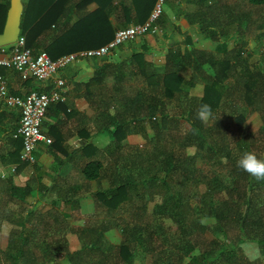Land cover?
I'll list each match as a JSON object with an SVG mask.
<instances>
[{
    "label": "trees",
    "instance_id": "obj_1",
    "mask_svg": "<svg viewBox=\"0 0 264 264\" xmlns=\"http://www.w3.org/2000/svg\"><path fill=\"white\" fill-rule=\"evenodd\" d=\"M186 2L189 28L216 42L215 51L195 48L187 35L189 47L181 50L175 44L167 49L164 71L158 73L159 65L145 56L162 49L156 34L146 35L139 38V52L129 59L96 67L85 87L108 80L115 84L110 91L101 88L104 104L96 105L102 119L99 130L109 142L98 149L85 140L72 154L61 149L66 159L55 157L54 162L60 167L74 166L63 179L64 187L57 183L36 186L32 176L23 187L0 179V222L10 225L0 264H57L60 260L69 264H264V181L237 166L246 152L264 159V55L252 65L251 54L243 49V43L258 31L264 36V0ZM243 3L252 7L253 13L243 9ZM60 5L59 0H41L39 5L27 0L24 4L20 35L33 54L45 52L55 60L98 48L113 38L115 28H110L107 20L111 11L104 10L99 11L104 25L99 39L88 38L95 36L93 28L88 27L86 36V27H81L73 39L77 43L73 42L68 37L79 29L74 25L43 45L50 26L67 14ZM8 7L9 1L0 3V33ZM151 11H146L144 18ZM136 12L141 19L143 10ZM155 24L163 28L166 18ZM175 31L180 33L177 27ZM132 78L134 83L129 84ZM33 82L29 79L23 84L30 88ZM198 85L201 95H191ZM34 90L40 93L47 88L39 84ZM203 104L211 107L207 120L198 117ZM251 112L261 123L256 132L246 124ZM229 119L235 125L231 133L226 123ZM180 121L189 126L182 139L177 137ZM17 127L4 128L7 157L2 162L17 165L15 174H20L28 164L21 156L22 141L13 138ZM147 128L153 136H148ZM138 136L145 140L143 145L132 141ZM58 141L48 146L49 153H56ZM75 157L83 161H73ZM199 160L210 167L209 174L205 169V175H200ZM199 184L205 186L204 191L191 193V187ZM52 192L56 193L53 199L34 200L29 210L28 198ZM80 197L91 199L94 214L103 217L68 227L58 214L63 211L35 210L45 201L78 209ZM149 201L155 202L150 213ZM202 220H211L212 225H204ZM71 232L79 241L74 252L66 241ZM115 232L116 243L109 238ZM208 232L215 237L208 239ZM247 242L259 248L260 256L254 261L241 253V245Z\"/></svg>",
    "mask_w": 264,
    "mask_h": 264
},
{
    "label": "crops",
    "instance_id": "obj_2",
    "mask_svg": "<svg viewBox=\"0 0 264 264\" xmlns=\"http://www.w3.org/2000/svg\"><path fill=\"white\" fill-rule=\"evenodd\" d=\"M7 1L10 0H0V3L6 5ZM21 1L24 6L27 0ZM50 1L48 0V2ZM157 1L158 0H59L61 3L60 8H64L67 14L65 17L63 16L56 25L53 24L50 26L48 38L44 39L43 45H46L47 42H51L53 37L62 35L74 25L79 27V29L77 28L75 32L68 37L73 42L77 43V39L76 41L73 39L80 34L81 27H86L84 28V34L86 36L88 27L89 29L93 28L92 32L95 36L88 38L93 41L99 39V35L104 33V25L99 11H111L107 17L108 26L110 28H115V32L128 26L141 25L147 21L151 13L150 12L148 16L144 18L145 15H147L146 11L153 10ZM40 2L41 0H35V4L37 5H39ZM164 3L161 17L166 18V24L163 28L158 26L160 32L158 45L162 51L155 55L147 54L145 56L147 60H153L159 65L156 69L158 73H163L164 71V54L167 49L175 44L179 46L181 50L189 47L185 44V37L187 35L191 36L192 45L197 49L214 52L217 47L216 42L205 39L200 35H195V29L189 28V24L185 19L186 0H165ZM137 9L143 10L141 19L137 18ZM88 17H92L95 20L87 19ZM83 19L86 20L85 23ZM176 27L179 28L180 33L175 31ZM164 35H166V37H164ZM136 51L139 52L138 49L133 50L129 46L123 45V47L117 48L102 59L78 60L62 72L61 76L66 82L63 92L65 101L50 106L42 124V133L51 139V144L56 141V139L59 140L57 142V144H59L58 150L56 153H49L47 149L50 144L46 145L44 143H39L34 152L35 164L33 166H27L20 174H15V178H11V182L15 186H24L27 180L32 176L36 186L41 184L49 187L57 183L64 187L65 184L63 179L74 171V166L68 163L60 167L54 162L55 157H60L63 160L66 159L63 157L65 154L61 152V149L66 150V152H68L67 154H72L73 150L79 148L85 140L98 149H103L108 144L109 139L107 135L99 130V127H102V119L99 117L96 105L104 104L103 99L105 96L101 95V88L110 91L112 86H115L114 81L108 80L101 84H92L90 87L85 86L89 83V79L94 74L96 67L104 63L116 65L122 60L129 59L131 54ZM0 73L6 80L8 91L10 93H19V97L36 91L34 87L39 86L38 83L33 82L30 88L26 87L23 81L20 80L18 75L11 69H1ZM132 83H134L133 78L129 84ZM88 88H90V92L87 91ZM18 118L19 113L17 110L7 108L0 101V165L8 166L4 165L2 162L7 157L4 128L10 127L11 125H18ZM77 160L83 161V158L75 157L73 159V161ZM71 178H73V175ZM55 196L56 193L52 192L51 194H43V197L40 198L38 193L33 199L41 201L45 200L43 198L47 197V199H53ZM82 198L87 199V197H80L79 201Z\"/></svg>",
    "mask_w": 264,
    "mask_h": 264
},
{
    "label": "built area",
    "instance_id": "obj_3",
    "mask_svg": "<svg viewBox=\"0 0 264 264\" xmlns=\"http://www.w3.org/2000/svg\"><path fill=\"white\" fill-rule=\"evenodd\" d=\"M165 0H158L147 21L141 25H132L117 30L113 38L106 44L95 48L63 55L55 60L49 58L45 52L33 54V50L26 47L25 37L20 35L17 40L6 46H0V70H13L20 80L33 79L43 85L45 92H30L19 97L10 95L6 80L0 73V101L9 109L19 113V123L13 138L22 141L21 156L28 166L35 164L34 152L39 143L51 144V139L42 133V124L47 110L51 105L65 101V80L62 72L78 60L102 59L115 51L120 45L138 40L146 35L158 34L159 28L155 24L163 13ZM17 165H0V179L5 180L9 173H15Z\"/></svg>",
    "mask_w": 264,
    "mask_h": 264
},
{
    "label": "rangeland",
    "instance_id": "obj_4",
    "mask_svg": "<svg viewBox=\"0 0 264 264\" xmlns=\"http://www.w3.org/2000/svg\"><path fill=\"white\" fill-rule=\"evenodd\" d=\"M236 1V0H235ZM245 2V1H243ZM165 4V3H164ZM243 9H246L247 11H250L253 13L254 9L252 7H250L249 5L247 6L246 3H243ZM151 14V13H150ZM262 32L263 31H258V33H256V35H253L250 37L249 40L245 41L246 43H243V49L245 50L246 53H250L251 57L249 59V62L252 65H257L260 61V58L264 55V36H262ZM156 38L158 37V39L160 38V32L158 31V34H156ZM139 40H135L132 43H129L130 45L133 44V46H131L130 48L133 49H139ZM129 44H125L129 45ZM234 47L233 45V41H231L229 43V48L232 49ZM202 93V87L200 85H198L197 87H195L193 90L190 91V94L193 96H199ZM171 109V108H170ZM229 122V124H228ZM228 122L226 121L227 125H228V132L231 133L235 130V125L234 123L231 122V120L229 119ZM246 124L247 126L254 132H256L259 127H260V120L258 118V116L251 112L249 113V115L246 117ZM189 130V126L184 122V121H180V125H179V131L177 134V137H181V139L183 138V136L186 135V133ZM147 133L148 136L151 137L154 135V132L151 131L150 129L147 128ZM136 143H139V145H143L144 144V139H142L140 136H138L137 138H133L132 141H135ZM132 141H130L132 143ZM134 144H136L135 142H133ZM190 152H194L195 149L194 148H189ZM197 167L200 169V171H202V173H200V175H205V169L207 171V174H209L211 172L210 167L208 166H204L200 160L198 161ZM15 173L10 172L9 176L4 180V181H11V178H15ZM207 176V175H206ZM208 178L212 177V175H208ZM226 180L228 181V178H226ZM103 187H105L106 181H103L102 183ZM23 187V186H20ZM205 186L199 184L196 187H191V193L193 194H199L202 193L204 191ZM1 195V194H0ZM83 199V198H82ZM79 201V207L78 209H74L71 207L70 204H62L61 202H54V203H49L48 201H45L43 203H41L35 210H37L38 212L44 211L48 208H50L52 211H56L58 210L59 212L63 213H58L60 215L63 216L64 220L67 222L68 227H76L79 225H82L86 222L92 221L95 218H100L103 217V214H94V207L92 205V200L87 198V199H83V200ZM35 199L33 198H28V202L30 204H28V208L29 210H31V204ZM155 204L154 201H149L148 205H147V210L150 213L153 209V205ZM62 206V207H61ZM56 209V210H55ZM50 210V211H51ZM66 215V216H65ZM202 223L207 226L212 225V221L211 220H202ZM9 229H10V225L9 223H6L5 221L0 222V257H1V252L2 250H4L7 246L8 243V234H9ZM117 233L115 232V234L110 235L109 238L111 239L112 242L116 243L118 239H116ZM215 236L213 233H207V238L208 239H213ZM66 241H67V247L69 248V250L71 252H74L75 250H77L79 248V241L77 239V237L71 232V233H67L66 234ZM241 253L242 255L247 258L249 261H254L255 259H257L260 256V251L259 248L257 247L256 244L253 243H244L241 245ZM262 262L264 263V257L262 259ZM57 264H69L67 261L65 260H60L57 262Z\"/></svg>",
    "mask_w": 264,
    "mask_h": 264
},
{
    "label": "water",
    "instance_id": "obj_5",
    "mask_svg": "<svg viewBox=\"0 0 264 264\" xmlns=\"http://www.w3.org/2000/svg\"><path fill=\"white\" fill-rule=\"evenodd\" d=\"M23 12L21 0H10L9 8L6 13V20L0 33V46L14 43L20 34V22Z\"/></svg>",
    "mask_w": 264,
    "mask_h": 264
},
{
    "label": "clouds",
    "instance_id": "obj_6",
    "mask_svg": "<svg viewBox=\"0 0 264 264\" xmlns=\"http://www.w3.org/2000/svg\"><path fill=\"white\" fill-rule=\"evenodd\" d=\"M210 105L203 104L198 110V117L207 120L211 116ZM237 166L254 177L257 181H264V159H259L254 153L246 152L237 161Z\"/></svg>",
    "mask_w": 264,
    "mask_h": 264
}]
</instances>
